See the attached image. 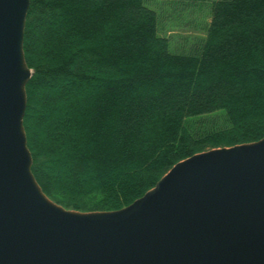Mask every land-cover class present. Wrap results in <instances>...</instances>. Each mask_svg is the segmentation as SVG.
<instances>
[{"label": "trees", "instance_id": "16d2710c", "mask_svg": "<svg viewBox=\"0 0 264 264\" xmlns=\"http://www.w3.org/2000/svg\"><path fill=\"white\" fill-rule=\"evenodd\" d=\"M210 1L177 53L144 0H29L31 170L65 208H121L177 161L264 136V0Z\"/></svg>", "mask_w": 264, "mask_h": 264}, {"label": "water", "instance_id": "95a60500", "mask_svg": "<svg viewBox=\"0 0 264 264\" xmlns=\"http://www.w3.org/2000/svg\"><path fill=\"white\" fill-rule=\"evenodd\" d=\"M28 8L0 0V264H264V136L193 153L118 209L44 193L23 125Z\"/></svg>", "mask_w": 264, "mask_h": 264}, {"label": "rangeland", "instance_id": "374dc122", "mask_svg": "<svg viewBox=\"0 0 264 264\" xmlns=\"http://www.w3.org/2000/svg\"><path fill=\"white\" fill-rule=\"evenodd\" d=\"M157 14L158 34L167 36L170 48L182 53L199 47L210 20V1L144 0Z\"/></svg>", "mask_w": 264, "mask_h": 264}]
</instances>
